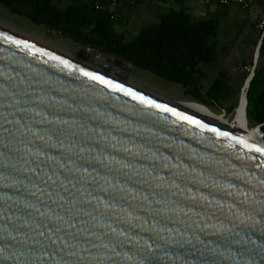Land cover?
<instances>
[{"label": "water", "instance_id": "water-1", "mask_svg": "<svg viewBox=\"0 0 264 264\" xmlns=\"http://www.w3.org/2000/svg\"><path fill=\"white\" fill-rule=\"evenodd\" d=\"M262 38L215 115L128 84L127 60L98 52L97 69L90 48L0 28V264H264V123L247 116Z\"/></svg>", "mask_w": 264, "mask_h": 264}, {"label": "trees", "instance_id": "trees-1", "mask_svg": "<svg viewBox=\"0 0 264 264\" xmlns=\"http://www.w3.org/2000/svg\"><path fill=\"white\" fill-rule=\"evenodd\" d=\"M113 0H0L11 13L36 25L58 32L76 44L103 55L127 60L170 83L181 85L183 93L207 106L230 113L237 101H229L236 90L223 67L220 55L229 47L219 44L221 20L194 19L180 5L161 14L158 21L141 28L131 40L117 33ZM260 56L264 54V25ZM247 116L252 123H264V66H257L247 92ZM264 133V126L261 127Z\"/></svg>", "mask_w": 264, "mask_h": 264}, {"label": "crops", "instance_id": "crops-1", "mask_svg": "<svg viewBox=\"0 0 264 264\" xmlns=\"http://www.w3.org/2000/svg\"><path fill=\"white\" fill-rule=\"evenodd\" d=\"M245 2L248 4L247 8H243L238 3H231L223 7L213 0L184 1V9L194 19L216 17L223 20L231 15L234 21H240L243 24L250 22L252 31L243 34L246 36L243 42L241 39L238 40L237 34L232 40L223 43L220 41L218 33L219 44L227 45L229 53L226 56L220 55L217 67H223L231 78H234L235 66L239 68L248 65L252 66L255 52L254 47L260 37L258 23L264 21V0H245ZM238 7L247 9L249 11L248 15L246 17L241 15L238 12ZM179 8L180 5L172 0H119L115 8L118 21L114 29L117 33L123 35L125 39L127 36H130L129 40H131L138 34L141 28L146 26L139 27L140 22L150 19L152 23H155L158 21L159 15L167 13L171 9L177 10ZM253 19L255 21L251 23L249 20ZM257 66H264V54L259 55ZM242 74L239 73V75Z\"/></svg>", "mask_w": 264, "mask_h": 264}, {"label": "rangeland", "instance_id": "rangeland-1", "mask_svg": "<svg viewBox=\"0 0 264 264\" xmlns=\"http://www.w3.org/2000/svg\"><path fill=\"white\" fill-rule=\"evenodd\" d=\"M238 12L245 17L249 13L247 9H241L240 7H238ZM249 21H251V23H254L255 20L253 19ZM0 24L37 41L38 43L42 44L47 48L53 49L60 53L67 54L68 56L71 57H74L80 48L86 50V47H82L76 44L75 42H73L72 40L62 37L56 31L49 30L41 25L33 24L25 17L11 13L8 9L3 7L2 5H0ZM149 24H152V20L147 19L144 20L143 22H140L139 27ZM251 31L252 30H251L250 22L243 24L240 21H234V19L230 15L228 18L221 20L219 39L221 42L224 43L225 41L232 40L235 37V35L238 34V40L241 39L243 42L244 39H246V36L243 34L247 32L249 33ZM126 39L129 40L130 36H127ZM255 48L256 45L254 47V50ZM89 51L91 52L89 64L97 69H100L101 64L100 63L94 64L93 62L94 57L98 52L92 51L91 49ZM99 61L103 62L104 60L99 59ZM236 67L237 66H235L234 74H233L234 78H232V84L235 87L236 93L234 97L229 101V103L234 101L238 102L240 89L245 80V77L247 76L245 73L242 74L241 72H239L238 71L239 67L237 68ZM238 72L241 73L242 75H239ZM127 73L128 75L126 78V82L128 84L138 89H141L155 97L165 100L167 102L195 100L189 96L184 95L181 85L165 81L146 70L132 67L129 71H127ZM207 107L215 115L221 114V110L219 107H213V106H207ZM251 124L253 123L249 119V125Z\"/></svg>", "mask_w": 264, "mask_h": 264}, {"label": "built area", "instance_id": "built-area-1", "mask_svg": "<svg viewBox=\"0 0 264 264\" xmlns=\"http://www.w3.org/2000/svg\"><path fill=\"white\" fill-rule=\"evenodd\" d=\"M213 1H215L220 6H223V7H226L229 4H231V3H238L243 8H247L248 7V4H247V2H245V0H213ZM118 2H119V0H113L112 3H111V5H110V7H109V11H114L115 8H116V6L118 5ZM113 18L115 20L117 19L116 13H113ZM263 25H264V21H260L258 23V28L259 29H262ZM238 71L241 72V73L249 74L250 71H251V66L250 65H248V66H242V67L238 68Z\"/></svg>", "mask_w": 264, "mask_h": 264}, {"label": "bare ground", "instance_id": "bare-ground-1", "mask_svg": "<svg viewBox=\"0 0 264 264\" xmlns=\"http://www.w3.org/2000/svg\"><path fill=\"white\" fill-rule=\"evenodd\" d=\"M0 28L3 29V30H6L7 32L12 33V34H14V35H16V36H19V37H21V38H24L25 40H29V41H31V42H36V43H38L37 41H35V40H33V39H31V38H29V37H27V36H25V35H23V34L17 32V31H15V30H13V29H10V28H8V27H6V26H3V25H1V24H0ZM38 44H39V43H38ZM99 59H103L102 56H100ZM99 59H98V60H99ZM172 104H173V106H175V107H177V108H180V109L186 110V109H184L183 106L179 105V104L176 103V102H173ZM188 110H189V109H188ZM186 111H187V110H186ZM189 112H190V111H189ZM194 114H195L198 118H201V119H203V120L211 121V122L216 123V124H219V123H220V122H218L216 119H213V118H211V117L204 116V115H201V114H199V113H194ZM252 142H253V144H255L256 146L261 147V148H264V142H262V141H256V140H253Z\"/></svg>", "mask_w": 264, "mask_h": 264}, {"label": "snow or ice", "instance_id": "snow-or-ice-1", "mask_svg": "<svg viewBox=\"0 0 264 264\" xmlns=\"http://www.w3.org/2000/svg\"><path fill=\"white\" fill-rule=\"evenodd\" d=\"M84 75L86 76H91L93 79H96V80H100L102 83H111V81H105L104 78L102 76H98V75H95L93 73H89V72H85ZM116 87H120L119 85H116ZM129 93L132 94V95H135L134 93L131 92V90H129ZM141 99H144V97H140ZM148 103L150 104H155V101H151V100H148L147 101ZM158 107H163L161 105H157ZM165 110L166 111H172V112H175V109H170V108H166L165 107ZM179 115V114H178ZM183 119H186L188 120L189 122H192V123H199V121H195L192 117L190 116H183L182 117ZM213 131H218L217 129H212ZM222 135H227V133H221ZM241 143H246L245 141L241 140ZM255 150L257 152H260V153H264V148H261V147H256Z\"/></svg>", "mask_w": 264, "mask_h": 264}]
</instances>
